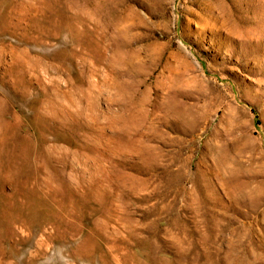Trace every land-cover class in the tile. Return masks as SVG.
<instances>
[{
  "label": "rangeland",
  "instance_id": "rangeland-1",
  "mask_svg": "<svg viewBox=\"0 0 264 264\" xmlns=\"http://www.w3.org/2000/svg\"><path fill=\"white\" fill-rule=\"evenodd\" d=\"M0 264H264V0H0Z\"/></svg>",
  "mask_w": 264,
  "mask_h": 264
}]
</instances>
